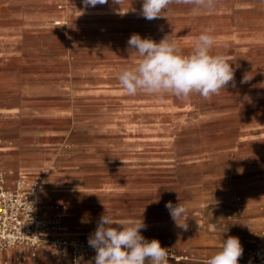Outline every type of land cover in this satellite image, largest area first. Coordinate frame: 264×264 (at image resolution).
Segmentation results:
<instances>
[{"label": "rangeland", "instance_id": "1", "mask_svg": "<svg viewBox=\"0 0 264 264\" xmlns=\"http://www.w3.org/2000/svg\"><path fill=\"white\" fill-rule=\"evenodd\" d=\"M236 1L249 3L236 18L198 14L197 24L174 12L181 4H172L166 19L146 31L157 42L171 33L188 54L202 29H214L213 53L232 63L235 86L230 82L210 99L127 95L118 74L138 62L127 46L128 29H69L48 18L31 44L8 43L0 58V106L17 102L18 92L31 85L54 89L65 82L75 105L57 97L49 106L60 111L51 117L0 114V145L20 137L39 165L31 180L1 172L0 182L6 191L32 193L45 233L82 242L88 264V237L104 212L116 220L143 219L141 234L169 250V264H204L228 236L241 241L240 261L255 249L264 252V0ZM230 2L218 0L215 8ZM235 20L241 23L232 27ZM104 46L111 57L99 55L108 53ZM245 75L251 79L242 84ZM79 89L87 103L76 96ZM34 97L30 105L41 99ZM32 129L37 133L28 134ZM145 182L151 185L145 192L127 191L129 183ZM103 184L122 188L98 190ZM169 201L185 205L177 223H187V230L171 218ZM63 228L79 236L62 235Z\"/></svg>", "mask_w": 264, "mask_h": 264}, {"label": "clouds", "instance_id": "2", "mask_svg": "<svg viewBox=\"0 0 264 264\" xmlns=\"http://www.w3.org/2000/svg\"><path fill=\"white\" fill-rule=\"evenodd\" d=\"M122 2L113 0L114 4L121 5ZM84 3L94 7L107 4L108 0H84ZM217 3L218 0H142L139 15L149 21L162 18L172 4L189 5L192 13L198 15L213 11ZM213 31L211 27L202 29L188 54L184 53L171 33L159 42L132 34L127 46L137 54L138 62L118 74L123 91L130 96L140 93L157 96L170 94L187 102L193 95L204 99L219 95L230 82L235 86L232 63L225 55L213 53L217 44ZM250 79L245 75L241 83H247ZM245 100L250 98L245 96ZM165 206L177 226L187 230V223H177L186 215L185 205L181 202L173 205L169 201ZM145 227L143 219L116 220L104 212L94 233L88 237L89 247L95 250L94 264H169V250L162 247L157 239H146L141 234V229ZM243 252L239 237L228 236L222 241L220 249L204 264H239Z\"/></svg>", "mask_w": 264, "mask_h": 264}, {"label": "crops", "instance_id": "3", "mask_svg": "<svg viewBox=\"0 0 264 264\" xmlns=\"http://www.w3.org/2000/svg\"><path fill=\"white\" fill-rule=\"evenodd\" d=\"M249 3L237 2L231 0L229 6L215 8L211 12L200 13L203 16H228L236 18V14L239 10L246 8ZM176 9L175 13L185 14L190 17L191 22L197 24L196 18L192 13L191 6L185 8ZM142 7V0H123L122 4H114L113 0H108L104 5H85L84 0H0V58L7 55V45L12 44H31L33 39L38 36V31L42 27V24L46 22L48 18H55L49 20L54 25H61L65 27L69 25V29H96L100 32L110 34H118L117 31L122 29H128L131 31V35L136 33L142 38H149V34L146 31L150 30L152 22L164 21L165 15L168 13V9L163 13L164 17L147 20L144 19L140 13ZM172 11V10H171ZM62 19V20H61ZM56 21L61 22L60 24ZM232 27L234 24L241 23L238 20L230 22ZM15 29L22 31L20 34H8V30ZM112 38L117 39L116 35H112ZM20 40V41H19ZM106 45V44H103ZM107 46V45H106ZM105 47V46H104ZM108 50V53L102 52L99 55L105 57L112 56V50L108 47L102 48ZM110 50V51H109ZM12 54H23L21 52H11ZM98 54V53H97ZM63 86H52L39 84L31 85L23 88L18 92V101L12 105L0 106V114H19V113H36L38 115L54 116L59 113L60 110L51 108L49 105L57 104L56 99H67L75 105L71 100V94L69 90L65 89L69 83L65 82L61 84ZM40 97L38 103L30 105L36 99ZM76 96L83 99V102L87 100V94L85 90H78ZM58 97V98H57ZM101 100L102 104L108 105L113 102H107L100 97L95 100ZM87 103V102H86ZM45 106V107H43ZM26 132V131H25ZM28 134L37 133L35 130H28ZM36 152L24 151L22 148V142L20 137H14L5 141V144L0 145V174L3 173H20L24 174L27 179L33 178L34 172L38 168V161L36 159ZM1 176V175H0ZM103 184L98 190H116L118 188L115 185L108 186ZM127 191L130 193L145 192L151 185L145 183H129ZM51 201H54L52 198ZM63 228V234L68 237L79 236L78 232H72ZM27 256L28 249L26 247L11 248L5 251H0V264H16L17 259L20 256ZM94 264V259L92 260ZM25 264H68L67 261H59L56 259L48 258L41 253H37L35 260L27 259ZM80 264H88L82 262Z\"/></svg>", "mask_w": 264, "mask_h": 264}, {"label": "built area", "instance_id": "4", "mask_svg": "<svg viewBox=\"0 0 264 264\" xmlns=\"http://www.w3.org/2000/svg\"><path fill=\"white\" fill-rule=\"evenodd\" d=\"M2 181V179H0ZM45 222L37 214L35 196L19 190L6 191L0 182V251L26 247L28 255L20 256L16 264L35 260L37 253L75 264L76 258L87 251L82 242L68 238L49 237ZM239 264H264V252L255 249L246 261Z\"/></svg>", "mask_w": 264, "mask_h": 264}, {"label": "bare ground", "instance_id": "5", "mask_svg": "<svg viewBox=\"0 0 264 264\" xmlns=\"http://www.w3.org/2000/svg\"><path fill=\"white\" fill-rule=\"evenodd\" d=\"M61 20H62V19H61ZM56 23L60 24L61 22L56 21ZM92 252H93V256L91 255L90 257H91L92 260H93V258H94V256H95V250L92 249ZM176 257L178 258V256H176ZM91 258H90V259H91ZM77 262H79V264L82 263V262H88V261H87V254H85V253H81V254L76 258L75 264H77Z\"/></svg>", "mask_w": 264, "mask_h": 264}]
</instances>
